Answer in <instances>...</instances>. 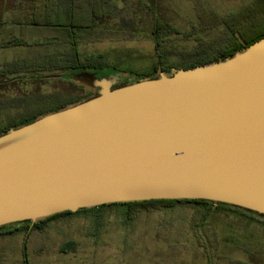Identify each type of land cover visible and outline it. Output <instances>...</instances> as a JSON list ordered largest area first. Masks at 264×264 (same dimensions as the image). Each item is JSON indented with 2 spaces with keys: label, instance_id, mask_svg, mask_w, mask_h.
I'll list each match as a JSON object with an SVG mask.
<instances>
[{
  "label": "water",
  "instance_id": "water-1",
  "mask_svg": "<svg viewBox=\"0 0 264 264\" xmlns=\"http://www.w3.org/2000/svg\"><path fill=\"white\" fill-rule=\"evenodd\" d=\"M54 77L96 95L0 133V227L149 200L264 220V37L191 69Z\"/></svg>",
  "mask_w": 264,
  "mask_h": 264
},
{
  "label": "rangeland",
  "instance_id": "rangeland-1",
  "mask_svg": "<svg viewBox=\"0 0 264 264\" xmlns=\"http://www.w3.org/2000/svg\"><path fill=\"white\" fill-rule=\"evenodd\" d=\"M115 1L116 8L125 17L99 21L97 28L111 34L107 33L103 40L80 43L76 47L78 57L102 55L108 66L132 74L152 71L156 57L150 34L152 19L148 16V0ZM247 1L157 0V14L179 31L165 40V46L170 50L168 63L188 60L198 49L193 35L195 30L199 32L198 29L203 27L199 20L201 16H209L210 10L221 17L237 14ZM30 13V0H0V127L20 116L44 109L42 104H33L32 101L27 108L16 105L14 98L37 94L51 96L53 100L58 97L59 102L80 99V91L67 79L27 80L31 76L72 71H40L38 74L34 71L37 66L42 67L37 62L66 54L65 47L46 43L37 46L8 44L11 38L25 42L41 40L34 36L35 29L27 25ZM18 20L24 25L14 23ZM218 22L213 24L214 29L206 26L200 32L212 45L201 54H211L224 44ZM131 29L135 36H124L123 33ZM16 62L30 67L19 73L23 79L12 71L21 67L15 66ZM88 96L86 94L83 98ZM195 214V208L181 205L159 210L140 209L130 217L124 206L76 211L52 220V225L44 231L30 230L25 239L21 233L0 238V258L7 256L6 260H14V263L26 259L27 264H264L262 223L249 220L234 210L212 207L204 221L212 232L205 235L207 230L201 228V241H198L189 227ZM230 221L234 222L227 224ZM214 233L216 241L208 238ZM70 241L74 246L61 251Z\"/></svg>",
  "mask_w": 264,
  "mask_h": 264
},
{
  "label": "trees",
  "instance_id": "trees-1",
  "mask_svg": "<svg viewBox=\"0 0 264 264\" xmlns=\"http://www.w3.org/2000/svg\"><path fill=\"white\" fill-rule=\"evenodd\" d=\"M31 2V13L29 17L28 26L35 29V35L41 40H34L30 42H25L17 38H11L8 44L14 46H37L39 44L46 43L47 45H54L57 47H65L67 53L59 56H53L49 59H44V61L37 62L42 65V67H36L34 69L35 74L40 71H48L54 73L57 71L63 72L66 70H73L74 72H79L82 70L96 69L99 71H104L105 69H110L109 71H120L115 67L108 66L105 62V58L102 55L97 57H85L80 59L77 54L76 47L83 42L99 41L106 38V34L110 31L98 29L97 24L101 20H106L108 18H124L123 12L116 8L115 0H30ZM157 0H148V16H151V29L150 34L153 41L154 54L156 57V63L153 65V70L145 74H136V76H154L157 74L158 70L169 71L171 68L175 69H191L197 66L204 65L209 62L217 61L219 59L225 58L232 55L236 51L249 46L253 42L264 37V0H249L243 7L244 9L237 14H229L226 17H221L210 10L209 16L204 14L199 20L203 27L199 28L196 34L193 35L194 42L196 43L198 49L191 55L188 60H182L180 63H168L167 54H169V49L165 46V40L171 34H179V31L173 29L170 24L160 17L156 12ZM219 21V22H218ZM219 23L221 27V33L223 37L221 40L224 42L219 48L215 49L211 54H201L205 49L212 48L200 34L202 29L204 30L206 26H212L210 29H214L213 24ZM17 25H24L20 20L14 22ZM40 29L41 31L37 30ZM111 34V33H110ZM124 36L130 38L135 36L133 29L124 32ZM51 41V42H49ZM56 55V54H54ZM36 63V62H35ZM21 66L19 68H13V73L17 76L21 71H25L30 68L20 62H16L15 66ZM132 73V72H131ZM55 74L50 76H31L27 77V80H40L44 77L54 78ZM23 79V77H19ZM53 100L51 96L43 97L37 94H28L22 96L21 98H14L17 101L16 105L22 107L28 106L29 101L33 104H42L41 110H38L30 115L20 116L18 119H14L7 123V125L0 127V133L7 131L10 127L21 125L29 122L36 116L45 114L50 111H55L61 107L66 106L69 103H74L76 101H60V98L56 97ZM87 99V98H82ZM81 99V100H82ZM25 104V105H24ZM191 206L196 209V214L190 223V229L193 236L198 241H201V234L199 230H207L205 235L212 232V228L206 226V215L212 209V207L222 208L226 210H234L239 212L245 218L249 220H254L260 222L264 225L261 220L262 216L256 213L247 211L245 209H240L233 207L228 204L207 202L205 200H149L143 202H132V203H118L110 205H102L97 208L91 209H81L80 211L88 210H99L102 208L110 206H124L126 207V213L130 217L132 213L137 210H159L162 208H167L171 206ZM73 214L72 212L59 213L48 218H45L37 223L31 224L30 222L13 223L0 227V238H6L8 236H14L18 233L23 234L24 239L29 235V229H38L44 231L48 222L61 217ZM227 216V215H226ZM261 217V218H260ZM260 218V219H259ZM236 221V220H234ZM234 221H230L232 223ZM226 225V223H224ZM214 232V231H213ZM212 241H216L215 233L209 237ZM74 246V242L66 243L65 247L61 248V251H66ZM23 252V251H22ZM2 258V259H1ZM0 264H12L13 261L8 262L6 258L1 257ZM20 262V263H19ZM27 264V260L23 261L15 260V263Z\"/></svg>",
  "mask_w": 264,
  "mask_h": 264
},
{
  "label": "flooded vegetation",
  "instance_id": "flooded-vegetation-1",
  "mask_svg": "<svg viewBox=\"0 0 264 264\" xmlns=\"http://www.w3.org/2000/svg\"><path fill=\"white\" fill-rule=\"evenodd\" d=\"M73 71V70H72ZM71 71V72H72ZM56 78V77H55ZM56 79H61V78H56ZM68 80V82L70 83V84H72L78 91H80V96H78V97H80V99L79 100H81L82 98H83V96H85L86 94H88L89 96L88 97H85V98H89V97H91V96H94V95H96V91L97 90H88V89H85V88H83V87H81V86H78V85H76V84H74L73 82H71L69 79H67ZM121 84H123V83H121Z\"/></svg>",
  "mask_w": 264,
  "mask_h": 264
},
{
  "label": "crops",
  "instance_id": "crops-1",
  "mask_svg": "<svg viewBox=\"0 0 264 264\" xmlns=\"http://www.w3.org/2000/svg\"><path fill=\"white\" fill-rule=\"evenodd\" d=\"M52 222H53V221L48 222L47 225H46V227H45V229H46L47 227H50V225H52ZM30 230H33V229H29V231H30ZM3 258H4V257H3ZM5 258H7V256H5Z\"/></svg>",
  "mask_w": 264,
  "mask_h": 264
}]
</instances>
